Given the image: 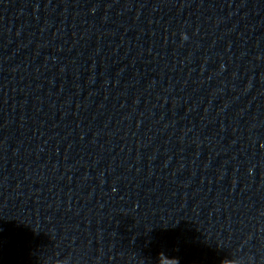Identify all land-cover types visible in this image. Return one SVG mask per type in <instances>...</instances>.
Returning <instances> with one entry per match:
<instances>
[{
  "label": "clouds",
  "instance_id": "1",
  "mask_svg": "<svg viewBox=\"0 0 264 264\" xmlns=\"http://www.w3.org/2000/svg\"><path fill=\"white\" fill-rule=\"evenodd\" d=\"M182 38H183V39H187V36L184 35V34H182Z\"/></svg>",
  "mask_w": 264,
  "mask_h": 264
}]
</instances>
